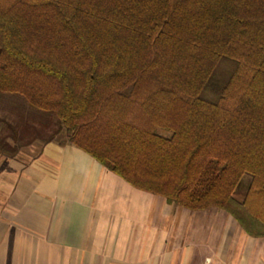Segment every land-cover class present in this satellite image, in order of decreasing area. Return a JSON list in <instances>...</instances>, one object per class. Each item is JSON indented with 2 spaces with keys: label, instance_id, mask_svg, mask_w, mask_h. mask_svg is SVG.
Wrapping results in <instances>:
<instances>
[{
  "label": "trees",
  "instance_id": "16d2710c",
  "mask_svg": "<svg viewBox=\"0 0 264 264\" xmlns=\"http://www.w3.org/2000/svg\"><path fill=\"white\" fill-rule=\"evenodd\" d=\"M0 98L1 156L61 137L264 240V0H0Z\"/></svg>",
  "mask_w": 264,
  "mask_h": 264
},
{
  "label": "crops",
  "instance_id": "0c3cea01",
  "mask_svg": "<svg viewBox=\"0 0 264 264\" xmlns=\"http://www.w3.org/2000/svg\"><path fill=\"white\" fill-rule=\"evenodd\" d=\"M4 158L0 264H264V240L226 213L136 190L61 139Z\"/></svg>",
  "mask_w": 264,
  "mask_h": 264
},
{
  "label": "rangeland",
  "instance_id": "374dc122",
  "mask_svg": "<svg viewBox=\"0 0 264 264\" xmlns=\"http://www.w3.org/2000/svg\"><path fill=\"white\" fill-rule=\"evenodd\" d=\"M8 98H11L12 101L14 99V101H16L18 104H20V103L23 104V100L20 97H18V96H11V97H8ZM0 99H3V98H0ZM2 108H3V106H2V103L0 102V112L2 111ZM56 139L59 140V139H61V137H57ZM40 147H41V143L36 142V143L26 147V148L21 149L20 152L18 153V155L16 156L17 159H15L13 161L14 162L16 161V162H19V163H22V164L27 163L30 159H32L34 156H36L38 154V152L40 150ZM2 160H1V156H0V161H2ZM5 160H8V159H5ZM1 167L5 169L6 168V164L3 163L1 165ZM246 184H247V180L243 179L242 184H241V190L242 191L244 190ZM242 191L241 192L239 191V193L236 194L235 197H236L237 200H241L242 199V196H243V192Z\"/></svg>",
  "mask_w": 264,
  "mask_h": 264
}]
</instances>
